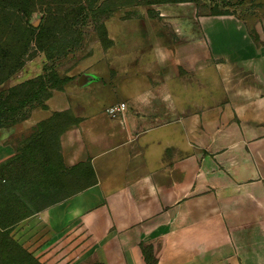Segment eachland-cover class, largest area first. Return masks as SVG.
Returning a JSON list of instances; mask_svg holds the SVG:
<instances>
[{
	"label": "crops",
	"instance_id": "1",
	"mask_svg": "<svg viewBox=\"0 0 264 264\" xmlns=\"http://www.w3.org/2000/svg\"><path fill=\"white\" fill-rule=\"evenodd\" d=\"M133 6L79 79L0 128V231L41 264H264V0ZM67 111L50 196L18 134Z\"/></svg>",
	"mask_w": 264,
	"mask_h": 264
},
{
	"label": "rangeland",
	"instance_id": "2",
	"mask_svg": "<svg viewBox=\"0 0 264 264\" xmlns=\"http://www.w3.org/2000/svg\"><path fill=\"white\" fill-rule=\"evenodd\" d=\"M145 1L165 2L164 0H26L31 10L26 16L16 9V0H8V2L0 0V96L4 98L10 95L15 103L21 100L28 101V105L19 117L29 118L32 111L41 107L40 103H46L50 98L48 95L53 94L57 89L48 88L47 93H41L38 88H31V85L22 88L20 85L28 80H36L40 75H44L47 80L52 71L62 78L79 79L90 57L94 56L96 51L106 50L114 44L111 37L113 27L119 31L120 23L127 25L130 14L142 11L140 6L135 7L133 4L138 5ZM196 2L200 4L202 13L213 15L226 9L236 12L234 5L238 0H196ZM22 24L43 27L41 44L43 43L44 49L38 48L36 37L32 39L28 48L22 47L20 42L27 35ZM72 40H78V43L74 44ZM21 55L24 57L22 67L7 76L9 71L7 63L10 68H13L15 63L14 60L9 62L7 58L17 59ZM14 87L17 88L16 92L12 91ZM36 93L40 96L31 101L34 96L36 97ZM30 101L35 107L31 106L33 104ZM74 122L75 118L71 112H55L48 119L18 134L20 154L26 160L31 159L35 162L43 155L49 162L50 196L57 194L54 178L55 164L60 160L59 137L61 132ZM37 148H42L43 154L34 152ZM64 187L67 193V182Z\"/></svg>",
	"mask_w": 264,
	"mask_h": 264
},
{
	"label": "trees",
	"instance_id": "3",
	"mask_svg": "<svg viewBox=\"0 0 264 264\" xmlns=\"http://www.w3.org/2000/svg\"><path fill=\"white\" fill-rule=\"evenodd\" d=\"M17 4H15L16 9L23 13V15H29L30 8L27 6L26 0H16ZM165 2H177V1H184V0H164ZM196 1V0H192ZM244 0H238V3H242ZM8 2V0H7ZM232 13L229 9H226L224 11H219L218 13L214 14H230ZM19 25V24H17ZM23 25V24H22ZM20 26V25H19ZM24 32L27 34L24 39L20 42L22 47L28 48L30 44L32 43V39L36 37L37 46L38 48H43L44 45L42 42L44 29L43 27L38 26H32V25H23ZM23 29V28H22ZM36 31L38 33L36 34ZM31 36V37H30ZM30 37V38H29ZM73 41V40H72ZM74 44L78 43V40L73 41ZM26 50V49H25ZM23 58L21 57H9L8 61H15L13 68H10L9 63H7V66L9 67L8 75L10 76L12 73L16 72L20 67L23 65ZM50 78L45 80L44 75H40L36 80H28L20 85V87H26L28 85H31V88H38L39 92L41 93H47L48 88L49 89H62L61 86L72 80L73 77H60L55 71H52L50 74ZM49 77V76H47ZM54 77V79H53ZM49 84V85H48ZM17 88H12L13 92H16ZM35 89V90H36ZM52 94H49L48 97H50ZM40 96L39 93H36V97L34 96L31 101H34V99H37ZM12 96L8 95L6 97L0 96V128L8 127L13 124H18L22 122L23 120L27 119V117H19L23 109L28 105L25 100H21L19 103H15L11 99ZM30 101V102H31ZM31 106L35 107V104L31 102ZM42 108H47L46 103H40ZM0 264H41L31 253L26 251L23 247L20 246V244L13 239V237L10 235L8 230L0 231ZM151 264V263H150Z\"/></svg>",
	"mask_w": 264,
	"mask_h": 264
},
{
	"label": "built area",
	"instance_id": "4",
	"mask_svg": "<svg viewBox=\"0 0 264 264\" xmlns=\"http://www.w3.org/2000/svg\"><path fill=\"white\" fill-rule=\"evenodd\" d=\"M125 109H126V103L119 102V103H115L107 107L106 111L109 115L116 117V116L123 114Z\"/></svg>",
	"mask_w": 264,
	"mask_h": 264
}]
</instances>
